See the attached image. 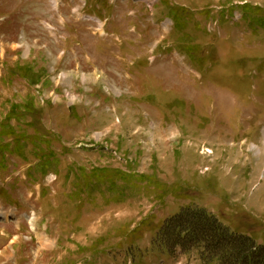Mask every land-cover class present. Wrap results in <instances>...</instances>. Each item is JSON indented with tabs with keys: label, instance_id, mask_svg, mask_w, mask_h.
Returning <instances> with one entry per match:
<instances>
[{
	"label": "rangeland",
	"instance_id": "374dc122",
	"mask_svg": "<svg viewBox=\"0 0 264 264\" xmlns=\"http://www.w3.org/2000/svg\"><path fill=\"white\" fill-rule=\"evenodd\" d=\"M58 1L0 0V121L15 103L17 134L54 153L44 177L30 155L0 170V264H223L163 256L188 205L263 245L264 37L223 12L264 0Z\"/></svg>",
	"mask_w": 264,
	"mask_h": 264
},
{
	"label": "trees",
	"instance_id": "16d2710c",
	"mask_svg": "<svg viewBox=\"0 0 264 264\" xmlns=\"http://www.w3.org/2000/svg\"><path fill=\"white\" fill-rule=\"evenodd\" d=\"M248 13L255 18V20L252 17L249 19L256 32L261 29L257 22L264 27V9L250 5ZM257 17L263 18L256 21ZM262 29L264 30V28ZM11 73L12 75L19 74L30 81L33 80V78L30 79L29 70L26 67L17 66ZM17 106H12L11 114L0 124V128H2L0 132V157L3 162H5L7 153L21 159H27L28 146L32 143L36 148L38 147L37 138L30 137L25 132L18 135V127L12 125V119L17 121L20 119L18 110L20 107ZM5 139H7V142ZM51 155L54 156V153ZM50 157L46 155L40 157L41 162L32 171L34 170L44 176L47 173V167L51 164ZM120 179L127 181V176H121ZM2 192L4 191L2 190ZM157 230L159 231V228L156 227L152 231ZM230 231L228 226H225L213 215L207 214L198 208L188 207L171 224H167V227H161L160 236L163 243L165 241L163 247L167 252H170V247L189 249L197 245V249H200L203 255L201 259L207 257L216 261L221 260L223 264H264V245H258L254 238L248 236L235 233L230 235ZM206 244L216 248L211 249L208 247L207 251H204V245Z\"/></svg>",
	"mask_w": 264,
	"mask_h": 264
}]
</instances>
